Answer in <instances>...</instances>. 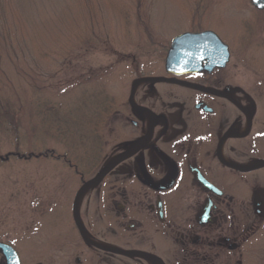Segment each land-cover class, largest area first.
<instances>
[{
    "label": "flooded vegetation",
    "instance_id": "af4514ba",
    "mask_svg": "<svg viewBox=\"0 0 264 264\" xmlns=\"http://www.w3.org/2000/svg\"><path fill=\"white\" fill-rule=\"evenodd\" d=\"M174 38L163 73L136 74L122 109L95 120L102 166L87 178L76 159L55 158L73 175L29 197L25 252L0 241L20 264H264V109L227 81L228 64L168 72Z\"/></svg>",
    "mask_w": 264,
    "mask_h": 264
},
{
    "label": "rangeland",
    "instance_id": "374dc122",
    "mask_svg": "<svg viewBox=\"0 0 264 264\" xmlns=\"http://www.w3.org/2000/svg\"><path fill=\"white\" fill-rule=\"evenodd\" d=\"M205 29L230 47L227 81L264 109V10L250 0H0V241L25 252L29 197L73 175L55 158L93 175L95 120L122 109L136 74L163 73L172 38Z\"/></svg>",
    "mask_w": 264,
    "mask_h": 264
},
{
    "label": "water",
    "instance_id": "95a60500",
    "mask_svg": "<svg viewBox=\"0 0 264 264\" xmlns=\"http://www.w3.org/2000/svg\"><path fill=\"white\" fill-rule=\"evenodd\" d=\"M250 1L258 10H264V0ZM204 59L209 62L207 64L209 70L218 65L226 66L231 59L229 45L212 30L199 33L185 32L176 36L167 54L165 66L168 72H196L201 69V62ZM147 80L165 81L167 79L150 78ZM131 101L135 108L143 109L135 103L133 98ZM128 155L129 152H125L105 166L99 174L84 183L76 195L75 206H78L79 200L89 187L100 182L120 160H124ZM0 251L6 256L8 264H20L16 251L9 244L0 242Z\"/></svg>",
    "mask_w": 264,
    "mask_h": 264
},
{
    "label": "trees",
    "instance_id": "16d2710c",
    "mask_svg": "<svg viewBox=\"0 0 264 264\" xmlns=\"http://www.w3.org/2000/svg\"><path fill=\"white\" fill-rule=\"evenodd\" d=\"M93 132H94V129H93ZM94 136H95V132H94ZM94 138H95V137H94ZM94 142H95V144L93 145V147H94V148L96 147V150H95V151L97 152V150H98L97 147L100 148L101 144L96 143V140H95V139H94ZM73 144H74V143H73ZM48 152H49V151H47V152H43V153L46 154V153H48ZM90 152L93 153V148H91V151H90ZM95 156H96V155L94 154V157H95ZM82 157L85 158L84 156H82ZM82 157H81V159H82ZM94 157H90V159H91V158H94ZM86 158H88V157H86ZM97 160H98V158L95 157V158H94V161L92 162V163H93L92 166H94V167L96 166V165H94V164L98 162Z\"/></svg>",
    "mask_w": 264,
    "mask_h": 264
}]
</instances>
